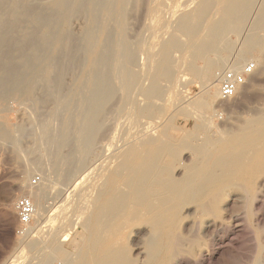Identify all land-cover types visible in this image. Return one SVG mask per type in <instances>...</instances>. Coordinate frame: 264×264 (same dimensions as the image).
Listing matches in <instances>:
<instances>
[{
    "label": "rangeland",
    "instance_id": "rangeland-1",
    "mask_svg": "<svg viewBox=\"0 0 264 264\" xmlns=\"http://www.w3.org/2000/svg\"><path fill=\"white\" fill-rule=\"evenodd\" d=\"M53 1L55 0H21V4L19 3V11H21L20 23H16V29H13L10 34L14 42H11L13 45L11 46L10 44V46L15 51L11 50L10 54H7L9 58L5 55L0 62V86L3 85V82H7V85L0 87V264H9V262L10 264H78L80 253L89 241L90 233H88L87 223L94 217L95 211L99 216L98 219L100 221L102 219V222L108 220L111 215L109 205L111 194H108L107 184L100 182V178L93 176L85 178L81 182L80 180L97 164L108 159L110 162L112 155L119 154L127 147L134 151L137 160L139 159L138 164L148 163L156 166L157 170L160 171L164 164L172 162L170 154H160L159 148H162V146L166 150H173L179 156L178 164L172 171L173 180H179L180 178L188 180L190 178V181L196 174L194 165L206 161L204 156H209L208 161L217 167L211 173L210 183L205 182L206 177L199 182L202 185L205 183L206 189H213L214 192L218 193L217 210L211 211L210 214L200 218V216L195 215L190 210L194 208V203H189L188 212L183 210L181 213L185 220L178 226V233L182 237L189 238L187 264H199L196 263L195 259L200 249L210 251L214 249L216 251L214 257H212L213 260L211 258L206 264H264V174L253 176V186L257 192L262 191V200L259 202L246 200L245 172L248 174L256 172L254 169L246 168L241 162V164L236 163L237 159L235 158L237 156L235 157V155H232L234 153L231 152L237 149L240 144L232 148L233 150L224 152L227 147L225 149L223 143L224 140L233 138V136L249 143L253 140L248 135H246L248 136L247 139V137L234 134L240 131L243 122L250 116L249 110L252 106V100L255 101L258 96L264 100V76L259 75L264 52L248 43L256 14L264 12V0H255L256 3H254L253 11H251V17L249 16L248 20L242 25L240 32L231 33V35L227 36V38H231H226V41L229 44L231 43L230 48L220 51L219 57H222L225 62L221 68L215 71L216 76L217 73L227 69H234L240 72L246 64L252 63L254 65V70L247 77L246 84L240 88L236 97L230 100H222L220 96L218 97V92L213 90L214 88H211L212 90L206 93V90L200 86L201 80L193 77L194 74L191 67L193 58L191 55L198 56L199 50H213L215 48L213 37L210 34L206 35L198 31V28L202 25V13L206 6L201 7L202 12L196 18L197 24L193 29L194 34H192L190 40L189 34L187 36L178 34L181 43L186 45V50L183 53L180 51L174 52L172 55L175 61L171 65L175 76L173 81L161 80L160 86L162 89L157 90L149 89L146 86L139 88L135 86L127 76L135 75L146 65L149 66V72H151L157 48L156 44L168 37L162 28L163 20H166L170 27L174 26L176 18L182 12L183 0H142V2L136 4V7V0H127L126 34L124 35L125 37L114 41L115 44L118 43L120 45V48L118 51L117 49L115 50L116 55L112 58L113 60L110 62L107 73L109 74L111 85L117 90V94L108 105V109L111 111L108 110L109 116L105 117L103 131L92 145L88 144V135L92 128L94 111L92 91L96 74L85 56V42L88 35V27L92 26V31L98 33L101 22L104 19L108 21L111 29L114 28L115 21L112 17L108 20L109 16L105 12L106 0H93L94 4L92 5L91 13L88 12V9L86 10L85 6L80 10L73 11L67 28L69 33L76 39L72 38L75 45H79V49L74 56L70 55L69 57L65 55L67 50L66 42L60 45L57 50L52 46V38L60 30L59 20L61 16V11L51 5ZM200 1L194 0L189 10H192L195 7L194 4L196 5ZM231 1L233 0H217L221 4V11L226 10ZM6 5L3 6V13L5 18L8 17L4 19L6 24L9 25L11 23L9 12L12 8L10 4L7 5L8 7ZM220 6H218V9ZM152 11L155 14H150ZM91 15L94 17L93 23L90 22ZM40 16H44L45 19L43 18V20ZM38 18L43 21L48 18L50 24L42 26L40 24L41 20ZM45 33H49V46H44L42 42ZM96 36L97 34H95ZM31 41H34L35 45H31ZM189 41L193 44L190 47ZM109 42H107L108 45ZM119 45H117V48ZM18 50L21 51V53L19 52L20 56H18ZM37 50L49 60V62L47 60L42 65L39 64V67H37L38 63L34 61L35 51ZM131 52L136 54L135 63L132 62ZM237 57L240 59V65L235 63ZM125 59L128 60L126 61ZM15 65L18 66L16 67ZM115 65L117 66L115 67ZM196 65L201 67L203 63L198 61ZM12 66L15 69L17 68L19 77L20 74L23 76L19 86H14L13 84L12 86L9 83L10 72L8 67ZM34 69H38V83L29 90L28 87L32 86L30 84L35 81ZM60 69H62L63 83L62 87L58 88L61 90L57 88ZM184 78L187 79L185 80ZM260 78H262V81H260ZM134 87L136 88L134 89ZM162 90L165 92H162ZM57 92L58 95L55 94ZM124 94L126 97H124ZM250 99L251 102H249ZM208 101L212 103L210 107L206 104ZM132 103L137 108H144L154 103L156 113L151 118L138 117L139 120L135 117H127L126 120L128 121L125 120L127 122L125 123L128 124L126 125L128 127L126 128L124 125L121 130L124 129L126 131L125 133L121 131L120 134L118 133L120 130L118 126L119 122L122 121L123 115L121 111L124 110L123 112L126 113L128 111L127 107ZM132 124L134 125L132 126ZM144 126L148 127L145 128ZM129 132L131 133L129 134ZM126 134L130 138L126 137ZM117 136L120 138H116ZM139 136L140 138H138ZM243 137L244 139H241ZM150 141L152 143L148 145ZM220 144L223 145L221 146ZM16 146L19 149L18 152ZM201 147L205 151H202L203 153L199 155L195 150ZM248 148V151L242 150V152L245 151L244 154L252 158L254 146L249 145ZM262 148L264 149V147ZM229 152L233 157L230 156ZM97 160L98 163L94 165ZM158 162H161L162 165ZM219 162H221V165L223 163V165L221 166ZM113 170L114 172H121L116 167ZM192 171L194 175L191 173ZM221 172L226 174H224L226 178L221 177L224 176ZM215 175L219 176V179ZM44 179H48V182L50 181V186L43 191L42 204H44L43 206L46 209L52 206L49 209L51 214L47 212L46 215H48L43 221L35 218L28 227L29 231L26 234H21L23 231L20 230L21 226L17 216L16 203L20 198H32L35 201L36 209H38L37 201L32 197V192L38 191L42 187ZM95 187L105 196L103 197L104 199L102 198L103 200L98 199L91 192H89L91 196L88 195L87 197L86 194L89 189L93 191ZM56 209L61 212L65 210V213L68 216L70 215L69 220L65 221L67 222L66 225L65 222H61L59 219L57 221L56 216L59 211L57 212ZM87 214L90 215H88L89 218ZM235 216L238 218L236 224L234 223L236 227L232 224ZM214 221H218L219 225H221L219 230L216 229L217 226L215 227L212 224ZM233 226L235 227L234 233L231 231ZM63 228L66 232H64ZM56 229L57 231L62 230L66 234L69 239L66 242L67 244L72 243L67 247V250H76L69 259L47 257L49 253L47 246L49 245L46 242H48ZM129 231L130 233H128ZM143 233L144 230H139L137 237H134V231L127 230L126 235H131V237H134L132 240L136 241L143 236ZM214 239L215 242L213 241ZM30 240L39 241V244L41 243L40 246L43 245L42 247L39 246L42 249L37 248L38 250L32 251L29 246ZM80 242H82L81 245H79ZM131 243L136 244V242L132 241ZM126 244L129 243L126 241ZM44 246L47 248H44ZM45 250L48 253H45Z\"/></svg>",
    "mask_w": 264,
    "mask_h": 264
},
{
    "label": "bare ground",
    "instance_id": "bare-ground-1",
    "mask_svg": "<svg viewBox=\"0 0 264 264\" xmlns=\"http://www.w3.org/2000/svg\"><path fill=\"white\" fill-rule=\"evenodd\" d=\"M189 1H190V3H189ZM20 2H21V0H0V62L5 57V55H7L8 53L10 54V51L13 50L12 49L13 47H11L13 45V44H11V42H13V40H12V36L10 34H11V31H13V29H16L15 28L16 23L19 22V19L21 16V11H19V8H20L19 3ZM140 2H142V0H136L135 1V7H136V4L137 3L139 4ZM182 2H183V6H181V7H183L182 12L181 13L179 12L180 14L176 18V22H175L174 26L170 27L168 25V22L166 20H163L164 22L162 23V28L164 29V33L168 37L160 40L156 44L157 48H156V53L154 56L155 59H154V62L151 66V72H149V70H150L149 66L146 65V66H143V68H141L142 70L139 71L138 73H136L135 75H129L127 77L130 78L132 80V83L135 86H138V88L146 86L149 89H156V90L162 89L160 86L161 80H165L167 82L173 81L175 76H174V73L172 71L171 65L175 61H174L172 55L174 52L180 51L181 53H183L186 50V45L181 43V40L179 39L178 34L180 33L184 36H187V34H189V40H190L192 34H194L193 29L196 27V24H197L196 18L199 17L201 12H202L201 7L206 6V9L202 13V18H203L202 25L198 28V31H201V33L206 34V35L210 34L211 37H213L212 40H213V43L215 45V48L213 50H211V49L202 50V51L199 50L198 56H196L194 54L191 55V57L193 58V62H192L191 67H192V71L194 74L193 77L201 80L202 83L200 86H202L206 90V93L210 92V90H212L213 88H214L213 90H215V92H218V81H219L218 75L219 74L217 73V76H216L215 71L217 69L221 68V66L225 62V60L222 57H219L220 51L228 50L230 48L231 43L229 44V42L226 41L227 36H229V34L231 35V33L240 32L242 25L246 22V20H248L249 16L251 17V11H253V8L255 6L254 3H256V1L255 0H233V1H231L230 4H228L227 9L224 11H221V9H222L220 6L221 4L219 2H217V0H201L196 5L194 4L195 7L192 8V10H189V8H191L192 4L194 3V0H183ZM6 4L7 5L10 4L11 8H12L11 11L9 12V14L11 16L10 17L11 23L9 22L10 23L9 25H7L5 22V19L8 17L5 18L4 13H3L4 12L3 6ZM93 4H94L93 0H55L52 2L51 5H53L59 11H61V16H60V20H59L60 30L52 38V46L54 49L57 50L60 45H62L64 42H66V44H67L66 49L67 50H66L65 55L69 56V57H70V55L74 56V54L79 49V45L78 46H77V44L75 45V42L72 39L74 37L72 36V34L69 33V30L67 28L68 21L71 18L73 11L80 10L83 6H85L86 10L88 9V12L91 13V8H92ZM127 5H128L127 0H106L105 12L109 16L108 20L110 19V17L114 18V21H115L114 22V28L113 29L110 28V26H109L110 24L108 23V21L106 19H104L101 22L98 33H94L92 31V29H93L92 26L88 27V35L86 38L84 51H85V56L88 59V62L90 63V66H91L93 72H95V74H96L95 81L93 82L94 89L92 91V100H93L94 111H93L92 128L89 131V135H88V144L89 145H92V143L95 141V139L98 137V135L103 131L105 117L107 115L109 116L108 105L115 98V96L117 94V90H115V88H113V86L111 85L110 80H109V74H107V73L109 70L110 62L113 60L112 58L115 57V55H116L115 50L117 49V51H118V49L120 48V45L118 43L115 44L114 41L115 40L117 41L118 38L125 37L124 35L126 34L125 33V31H126L125 18L127 15V11H126ZM218 6H220L219 9H218ZM153 13H154L153 11L150 12V14H152V15H153ZM41 16H40V18L45 19L44 16L43 17H41ZM40 18H38V19H40ZM42 19H40L41 22L38 20L42 26H47L50 24V21L48 18L46 21H43L44 19L43 20ZM156 19H157V17H156ZM159 20L161 21V19H159ZM93 21H94V17H92V15H91L90 22L93 23ZM156 21L158 22V20H156ZM252 24H254V25H253V29L251 30L252 34L248 39V43L254 47H258L259 49L262 50V52H264V12L256 14L255 21H253ZM261 33H263V34H261ZM95 34H97L96 37H95ZM44 35L45 36H43L42 42H43V45L46 46V45H48V43L50 44V41H48L49 33H45ZM241 35H242V33H241ZM35 36H36V34H35ZM229 38H227V39H229ZM109 40H110V42H109ZM127 41H128V39H127ZM33 42L31 41V45L32 44L35 45ZM107 42H109V45L107 44ZM191 42H192V40H191ZM191 42L189 41V47L193 45V44H191ZM10 44H11V46H10ZM117 45H119L118 48H117ZM126 48H128V47H126ZM26 50H27V45H26ZM26 50H23V51H26ZM13 51H15V50H13ZM19 52L21 53V51L18 50V52H17L18 56H20ZM190 53L191 52L189 50V54ZM8 55H7V57H8ZM21 55H23V54H21ZM18 56H16V57H18ZM47 60L48 59L46 56H44V54H42L38 50L35 51V60L34 61H36L38 63L37 67H39V64L42 65V63L46 62ZM261 60H262V58H261ZM135 61H136V54L134 52V54L132 53V62L135 63ZM148 61H149V59H148ZM198 61H202L203 66H201V67L197 66L196 63ZM239 61H240V59L237 57L236 62H235L236 65L239 64ZM47 62H49V60ZM2 64H4V63H2ZM54 65H57V64H54ZM116 66L117 65H115V67ZM86 67H87V65H86ZM8 69L10 72V74H9L10 75V78H9L10 85L13 84L14 86H19V84L23 80V76L20 74V77L22 76V78H20L18 76L19 73H17V68L15 69L13 66L10 68L8 67ZM58 69H59V67H58ZM34 72H35L34 73L35 81L32 84H30L32 86L29 85L30 86V87H28L29 90L34 88L38 83V69H34ZM59 72L60 73H59V78L57 80L58 81L57 88L62 87V83H63L62 82V69H60ZM259 75L264 76V55H263V63H262V67H261V70L259 72ZM182 79H183V77H182ZM184 79L186 80L187 78H184ZM258 79H259V77H258ZM260 79H261L260 81H262V78H260ZM3 85H7V82L6 83L3 82ZM3 85H1V86H3ZM49 88H50V86H49ZM135 88L136 87H134V89ZM58 89H60V88H58ZM58 89H56V90H58ZM142 89H140V90L142 91ZM124 90H125V88H124ZM122 92H124V91L122 90ZM162 92H165V91L162 90ZM133 93H134V91H133ZM55 94L58 95V92ZM136 96H138V95H136ZM124 97H126V95ZM216 97H217V95H216ZM218 97H219V92H218ZM254 98H256V97H254ZM253 101L254 100H252V102ZM249 102H251V99ZM252 102H251V105H252L251 108L249 107L250 108V110H249L250 116H248L246 121L244 120L245 122H243V125H242L240 131L238 133L236 132L234 134L237 136L247 137V139L249 136L250 139H253V140H251L252 142L249 143V142H246V140H240L239 138L236 139V138H234L233 135L232 136L234 139L228 138L226 141L224 140V142L223 141H221V142L224 143L225 149L227 147V149L224 152H226L227 150L230 151L232 148H235V146H238L240 144V146H238L237 149H235V150L232 149L233 151L231 152V153H234L232 155H235V157L237 156L235 158V159H237L236 163H239V164L242 163V164H244V166H246V168L254 169L256 172L254 174H248L247 172H245L246 173L245 183H246V187H247L246 200H251L253 202H259L263 198V193H262V191L257 192V190L254 188L253 176H255L256 174H264V149L262 148V147H264V100L262 97L259 98V96H258L256 98V100L253 103ZM126 104H128V103L126 102ZM206 104L208 107H210V105L212 103H210L208 101ZM243 106H245V105H243ZM127 108H128V111L126 110L127 111L126 113L123 112L124 110L121 111V114L123 116L121 115L122 121L119 122L118 127L120 128V130L118 133H120L121 131H124V129L121 130V128H123L124 125L125 126L128 125V124H126L127 123L126 121H128V120H126L127 117H129V118L135 117L137 119H138V117L151 118L156 113L154 103L150 104L149 106L147 105L144 108H137L135 106V104L132 103V104H129V107H127ZM109 111H111V110H109ZM140 119H142V118H140ZM119 121H120V118H119ZM133 125L134 124H132V126ZM127 127L128 126H126V128ZM146 127H148V126H146ZM150 127H152V126H150ZM145 128H144V131H145ZM128 129H130V128H128ZM138 130H139V128H138ZM125 131H124V133H125ZM139 131H141V130H139ZM130 133L131 132H129V134ZM136 133L138 134V132H136ZM146 134H147V131H146ZM246 135H248V136H246ZM122 136H123V134H122ZM126 137H129V136H127V134H126ZM244 137L241 139H244ZM116 138H120V137L117 136ZM138 138H140V136ZM221 138H223V137H221ZM124 139H123V141H124ZM117 140L119 141V139H117ZM121 140H122V138H121ZM125 140H127V139H125ZM151 141L148 142V145L152 143ZM136 142H137V140H136ZM206 142H205V144H207ZM218 144H219V142H218ZM144 145H146V144H144ZM249 145L254 146V148L252 149V151L254 152L252 158H249L244 154L245 151L249 150V148H248ZM138 149H139V147H138ZM201 149H202V147L200 149L197 148L195 150L196 153L201 155L205 151L204 149H202V150ZM242 150H245V151L242 152ZM18 151H19V149L17 147V152ZM51 152H53V151H51ZM159 152H160V154H162V153L163 154H170L172 157V162L164 164L160 171L157 170L156 166H153V165L148 164V163L147 164H143V163L138 164L139 159L137 160V157H136L134 151H131L130 147H127L126 149H123L119 154L112 155V158H110L111 163L109 162V159L107 158L108 160H104L103 162L101 161L102 163H99L96 165V163H98V160H97L94 164V165H96V167H94L90 171L88 170L89 172L80 180V182H81V181H84L85 178L93 176V177L100 178L101 179L100 182H103V183L105 182L107 184L106 186H108V194H111V200L109 203L111 215H110V218L108 220L102 222V219H101V221L98 219L99 216L97 215V212L96 211H95V213L93 212L94 217H92L93 216L92 215L91 216L92 218L90 219L89 223H87L88 224L87 228L89 229L88 233H90L89 241H88V244L85 246V248L80 253V256H79L80 260H79L78 264H187V262H188L187 261V259H188L187 254H189V238L182 237L180 235V233H178V226L180 225L181 222H183L185 220L184 217L181 216V213L183 210H187V212H188L189 203H194V208H191L190 210L192 213H195V215L200 216V218H201V216L205 217L206 215L210 214L211 211L217 210V206H218L217 205V199H218L217 194L218 193L214 192L213 189L212 190L209 188L206 189L205 183H203V185L199 183L205 177H206L205 178L206 180L208 179V181L205 180V182L210 183V181H211L210 178L212 177L211 173L214 170H216L217 167H215L213 163H210L208 161L209 156H206V157L204 156V158H206V161H204L205 160L204 159V160H202V161H204L203 163L199 162L198 165L197 164L194 165V167H196V171H195L196 174H195V176H193L191 178L190 181H189L190 178L189 179L187 178L188 180H186V179L184 180L182 178H180L179 180L178 179L173 180L172 179V171L176 168V166L178 164L179 156L176 152H173V150L172 151L166 150V148H164L163 146H162V148H159ZM231 153H230V156H232ZM137 154H138V152H137ZM156 158H157V156H156ZM223 159H225V158L223 157ZM158 163L161 164V162H158ZM219 163L221 165V162H219ZM233 163H234V161H233ZM217 164H218V162H217ZM222 165H223V163H222ZM218 166H219V164H218ZM229 166H230V164H229ZM115 167L120 169L121 172H114L113 169ZM125 171H126V173L124 174ZM191 173H193V171ZM233 173H235V172H233ZM193 175H194V173H193ZM225 175L224 176L220 175V176L226 178ZM189 176H190V174H189ZM215 176L218 177V179H219V176H217V175H215ZM227 176H229V175H227ZM97 180L99 181V179H97ZM44 182L42 183V187L38 191L32 192V197H34L37 201L36 203L38 205V209H36L35 201H33V199L31 198L33 203H34V206H35L34 220L36 218L39 221L44 220V218L48 215V214L46 215V213L50 212L49 209H51V207H52L51 206V207L46 209L43 206L44 204H42L43 191H45L44 190L45 188H48L50 186V181L48 182V179L47 180L44 179ZM215 182H216V180H215ZM225 182H227V181H225ZM83 183H81V184H83ZM206 185H208V184H206ZM122 186H123V188H121ZM78 187H79V185H78ZM209 187H211V186L209 185ZM101 189H102V187H101ZM89 192L93 193V195H95L98 199H102L103 197H105V196H103L102 193H100V191L96 187H95V189H93V191H92V189H89V191L86 194L87 197H88V195L91 196ZM102 192H103V190H102ZM60 193H61V191H60ZM106 201H107V199H106ZM56 211H57V209H56ZM52 212H55V211H52ZM87 213H88V211H87ZM50 214H51V212H50ZM88 215L89 214H87V216ZM69 216L67 215V213H65V210H64L62 212L59 211L56 218H57V221L59 219V220H61V222L62 221L65 222L67 219L69 220ZM89 216H88V218H89ZM49 220H51V219H49ZM237 221H238V218L235 216L233 218L232 224L235 225ZM66 224H67V222H65V225ZM212 224H214L215 227L217 226L216 229H218V230L221 227V225H219L218 221H214V222H212ZM63 226H64V224H63ZM235 227H236V225H235ZM235 227L234 226L232 227V230H231L232 233L235 232ZM61 229H62V227H61ZM58 230H60V229H58ZM63 230H64V232H66L64 228H63ZM127 230L134 231V237L135 236L137 237L139 230H144V233H143L142 237H139L138 240L135 241V240H132V238H134V237H131L130 234H129L130 236L126 235ZM27 231H29V228ZM128 233H130V231ZM52 234L53 235L50 236L48 242H46L47 245H49V246L46 245L48 248L44 246V248H47L49 250L48 251L49 253L46 250H45L46 252L44 251L45 253H48L47 257L48 258L58 257L61 259L71 258L73 255V252H75L76 250L75 251L67 250V247L72 243H68V244L66 243L69 240L68 237L66 236V234L63 233L62 230L57 231V229ZM78 238H80V237H78ZM219 240H218V243H219ZM126 241L129 244H126ZM131 241L136 242V244L135 243L132 244ZM137 241H138V244H137ZM213 241L215 242V239ZM81 243L82 242H80L79 245H81ZM40 244H39V241H37V240H30L29 241V246H30L32 251H35L37 248L41 250L42 248H40V247H42L43 245L40 246ZM72 247L74 248V246H72ZM99 248H100V250H99ZM215 253H216V251L214 249H212L211 251L207 250V249H200L198 251V253L196 254V259H195L196 263L206 264L207 261L209 262L210 259L212 257H214ZM134 254H136V256H134ZM131 255H133V256H131ZM212 260H213V258H212ZM9 264H10V262H9Z\"/></svg>",
    "mask_w": 264,
    "mask_h": 264
},
{
    "label": "built area",
    "instance_id": "built-area-1",
    "mask_svg": "<svg viewBox=\"0 0 264 264\" xmlns=\"http://www.w3.org/2000/svg\"><path fill=\"white\" fill-rule=\"evenodd\" d=\"M253 70L254 65L248 63L240 72H237L234 69H227L219 72L218 92L221 99L230 100L236 97L240 88L246 84V79L252 74ZM16 210L21 226L20 230L23 231L21 234H26L35 215V206L32 199L26 197L20 198L16 203Z\"/></svg>",
    "mask_w": 264,
    "mask_h": 264
}]
</instances>
